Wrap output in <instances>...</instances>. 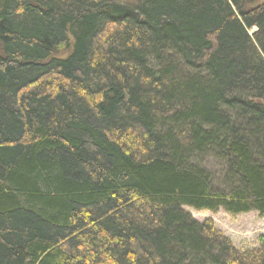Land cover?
Instances as JSON below:
<instances>
[{"label":"trees","instance_id":"obj_1","mask_svg":"<svg viewBox=\"0 0 264 264\" xmlns=\"http://www.w3.org/2000/svg\"><path fill=\"white\" fill-rule=\"evenodd\" d=\"M256 1L0 0V264H264Z\"/></svg>","mask_w":264,"mask_h":264},{"label":"rangeland","instance_id":"obj_2","mask_svg":"<svg viewBox=\"0 0 264 264\" xmlns=\"http://www.w3.org/2000/svg\"><path fill=\"white\" fill-rule=\"evenodd\" d=\"M256 3L262 4L264 0H257ZM1 50L0 44V52ZM185 209L199 221L211 220L214 227L229 238L238 249L256 248L264 241V215H260L257 211L232 214L222 208L212 211L185 206Z\"/></svg>","mask_w":264,"mask_h":264}]
</instances>
